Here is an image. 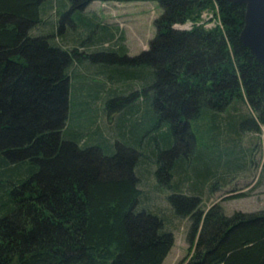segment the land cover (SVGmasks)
I'll return each instance as SVG.
<instances>
[{"label":"trees","instance_id":"trees-1","mask_svg":"<svg viewBox=\"0 0 264 264\" xmlns=\"http://www.w3.org/2000/svg\"><path fill=\"white\" fill-rule=\"evenodd\" d=\"M91 1L0 0V264H161L172 234L158 216L137 209L139 155L153 159L159 151V183L173 171L184 174L187 160L192 176L206 182L231 159L192 152V121H206L201 132L214 149L225 137L240 136L243 116L236 101L253 113L248 123L240 122L243 130L264 128V68L238 40L242 4L98 0L154 1L160 7L147 47L128 57L122 34L81 14ZM214 3L220 26L196 23ZM64 19L73 28L60 35ZM185 22L188 29L172 27ZM42 26L49 30H37ZM87 60L112 63L92 70L108 83L135 79L136 100L121 106L123 125L117 127V134H136L131 146L116 141L112 152L95 142L104 137L93 126L96 120L80 117L90 109L92 87H80L78 113L70 107L71 84L83 82L80 67ZM143 116L155 121L144 141L137 138ZM179 145L185 149L176 153ZM169 153L163 161L161 155ZM233 162L227 166L242 167ZM173 191L167 199L174 212L189 213L192 220L186 264H264V209L225 215L212 204L203 211L198 196Z\"/></svg>","mask_w":264,"mask_h":264},{"label":"rangeland","instance_id":"rangeland-1","mask_svg":"<svg viewBox=\"0 0 264 264\" xmlns=\"http://www.w3.org/2000/svg\"><path fill=\"white\" fill-rule=\"evenodd\" d=\"M53 10H51V15L54 14ZM160 12V7L154 1L105 2L95 0L91 1L81 10V14L85 17L92 16L94 17V22L106 25L111 30L115 31V36L122 34L123 42L126 45L125 55L128 57L137 55L141 50L147 47V41L154 34L153 20ZM58 18L57 16V20ZM218 22L220 24V18L219 14L217 15L215 3L202 11L196 20V23L204 25L206 28H213L218 25ZM172 27L179 30L188 29L189 24L188 22L182 24L176 23L173 24ZM72 28V23L64 19L59 34L61 35L64 33L66 29L71 31L70 29ZM37 30H49V27L42 26ZM53 31L55 32L54 28ZM86 37L87 36H83L80 41H84ZM65 45L67 47L69 46L68 43H65ZM111 64L112 63L107 60L99 63H96V60L93 62L87 60V63H84L83 66L80 67L86 76L83 77V82L80 83L76 80L71 84L70 107L72 106L74 108L72 110L78 113L80 109V104L78 103L80 99L78 96L80 87H92L87 91L91 94L90 99L87 96L91 110L89 109L88 112L82 113L80 117L83 120H96L93 126L97 125L98 130L102 132L104 137L98 138L97 135L95 136L96 138H94V135H91L90 138H98L95 141L98 145L107 151L111 150L113 152L115 149L114 143L116 141L131 146L132 144L129 142L136 136V134L132 132H130L129 135H133V137L128 134H117V127L121 129L123 125L120 121V119H122L120 117L122 114L118 113L121 106L133 103L136 100L132 92L137 89L138 86L136 85L137 83H135V79L124 81L122 84L120 82L108 83L103 75H97L92 71L96 66L100 68L104 67V65L108 66ZM150 80L151 78L149 79V83L142 85L144 89L150 85ZM93 94H95L94 96H96V98H93ZM113 97H118L119 99L113 100ZM109 99H112V101L108 105L107 102L110 101ZM138 101L139 100H137L136 103ZM138 105L140 108L138 116H141L143 115L142 111L144 109V104ZM233 105L237 106V110L240 111L243 118L240 119L237 126L240 136H230L234 139L235 137L236 139L240 137L239 140L236 141L235 139L234 141L231 137H225L224 140H220L217 144L218 149H214L203 132H201L202 126H206V121L202 120V118H198L191 122V128L195 139L192 152H195L196 155L198 153L199 155H202V153L205 155V153H207L211 155V157L214 156V154H219V157H222V159L224 158L223 160L221 159L223 162L226 157L229 156L231 160H227V165L229 163L232 164L233 161H236V163L241 162L243 163L241 168L234 169L227 165L226 167L220 166L215 175V168H213L215 165L211 164L210 168L211 171L214 172V176L207 180L205 179L206 182H203L204 179L197 180L192 176L193 169L188 165L189 160H187L183 167L185 171L184 174L182 173V175H179V172L173 171L170 177L166 179L165 183H159L155 176V170L158 164L155 162V158L159 151L155 152L153 159L149 157L148 153H145L146 155L141 154L137 158L138 162L136 168H134V173L138 178L137 186L141 190L137 209L148 210L158 216L162 219L163 229L169 230L172 234L171 246L166 252L161 264H186L192 253V248L188 249L189 242L187 241V232L190 230L192 221L189 217V213H175L173 210L174 208L167 199V197L174 192L173 189H175V187H177L179 192L183 195L198 196L200 199L198 206L203 211L212 204H217L225 215H230L235 211L254 212L264 209V128L260 125L257 132L243 130V128L240 127V122L249 119L253 113L246 105H242L238 101L234 102ZM231 107H229V109H231ZM147 121L145 116L141 117V128L137 138H142V141L148 139L152 133L151 131L154 130L155 121ZM246 123H248V120ZM68 125L73 127L76 125V122L71 118L68 121ZM105 137L107 138L108 145L107 142L104 145L103 142H101ZM89 141L90 139H88V142ZM133 147H136L135 149L138 150L137 144ZM181 148L185 149L183 145L182 147L179 145L174 151L179 153ZM161 150H164V148ZM229 150H231V153L226 155L225 152ZM170 156V153L162 154L161 159L167 161ZM187 175L189 179L184 178V176ZM217 175L220 179L215 177ZM166 183L168 184L166 185Z\"/></svg>","mask_w":264,"mask_h":264},{"label":"water","instance_id":"water-1","mask_svg":"<svg viewBox=\"0 0 264 264\" xmlns=\"http://www.w3.org/2000/svg\"><path fill=\"white\" fill-rule=\"evenodd\" d=\"M244 7L239 42L250 50L264 68V0H226Z\"/></svg>","mask_w":264,"mask_h":264},{"label":"built area","instance_id":"built-area-1","mask_svg":"<svg viewBox=\"0 0 264 264\" xmlns=\"http://www.w3.org/2000/svg\"><path fill=\"white\" fill-rule=\"evenodd\" d=\"M201 13H202V12H201ZM188 24H189V23H188ZM218 25L220 26L219 22H218ZM218 25H217V26H218ZM189 26H190V24H189ZM203 26H204V25H203Z\"/></svg>","mask_w":264,"mask_h":264}]
</instances>
